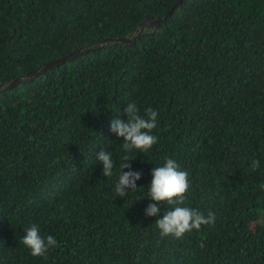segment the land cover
I'll list each match as a JSON object with an SVG mask.
<instances>
[{
	"label": "trees",
	"instance_id": "obj_1",
	"mask_svg": "<svg viewBox=\"0 0 264 264\" xmlns=\"http://www.w3.org/2000/svg\"><path fill=\"white\" fill-rule=\"evenodd\" d=\"M174 0H0V82ZM135 102L158 142L125 153L110 131ZM113 156L111 177L96 153ZM137 151V152H136ZM138 188L114 191L121 156ZM188 172L183 206L214 225L162 237L145 208L164 158ZM259 160L253 170L252 160ZM264 0H180L129 43H104L0 88V264H264ZM33 224L58 246L34 257Z\"/></svg>",
	"mask_w": 264,
	"mask_h": 264
},
{
	"label": "clouds",
	"instance_id": "obj_2",
	"mask_svg": "<svg viewBox=\"0 0 264 264\" xmlns=\"http://www.w3.org/2000/svg\"><path fill=\"white\" fill-rule=\"evenodd\" d=\"M127 120L113 119L110 121V131L117 137L123 138V150L128 153L132 150L145 152L158 142V137L153 134V130L158 124V112L151 107L144 110V115H140V110L135 102H129L124 109ZM136 151V152H137ZM96 158L102 164V175L111 177L113 175L114 161L110 152L101 149L96 153ZM133 158L127 154L121 156L119 165L120 172L114 191L116 196L125 197L130 190L138 188L136 181L141 178L139 171H122L124 168L131 169V165L125 163ZM259 167V160H252V168ZM151 181L148 186V197L156 203H149L144 210L146 216H156L160 211V204H166L169 210L165 211L162 218L156 220V225L162 237L173 236L182 238L186 232L193 229L200 230L202 225H214L215 214L209 212L207 216L197 209L183 206L185 203V193L188 191L190 182L188 172L182 170L175 159L164 158L163 166L151 169ZM264 188V185H261ZM25 235L20 242L30 249V254L34 257H46L49 249L58 246L54 236L43 238L38 231V226L33 224L24 229Z\"/></svg>",
	"mask_w": 264,
	"mask_h": 264
},
{
	"label": "water",
	"instance_id": "obj_3",
	"mask_svg": "<svg viewBox=\"0 0 264 264\" xmlns=\"http://www.w3.org/2000/svg\"><path fill=\"white\" fill-rule=\"evenodd\" d=\"M179 1L180 0H174L172 2L171 6L163 13V15L161 17L146 16L144 19H142L141 21L138 22L137 27L134 29V33H131L129 35H123V36L109 37L107 35V36L101 37L98 40H96L95 43H92V44L87 43L85 46H80L76 49H72V50L68 51L66 54L58 56V57L53 58V59H49V60L45 61L44 63H42L41 65L28 70L24 74H20V75H17L15 77L11 78L10 80L6 81L5 83L0 82V88L9 87V86H11V85H13L19 81L30 78L31 76H33V75L37 74L38 72L43 71L45 68L49 67L51 64L61 62L62 60L69 58V57H71L77 53H81V52L87 50L88 48H96V47L101 46L104 43H118V42L129 43L134 39V37L137 34H139V32L141 31V28L143 26H152V25H156L160 21H163L165 19V17L172 11L173 7Z\"/></svg>",
	"mask_w": 264,
	"mask_h": 264
}]
</instances>
